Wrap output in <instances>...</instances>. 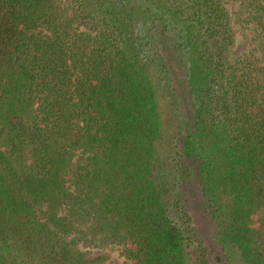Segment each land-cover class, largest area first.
I'll use <instances>...</instances> for the list:
<instances>
[{"label": "trees", "instance_id": "1", "mask_svg": "<svg viewBox=\"0 0 264 264\" xmlns=\"http://www.w3.org/2000/svg\"><path fill=\"white\" fill-rule=\"evenodd\" d=\"M195 205L264 264V0H0V264H211Z\"/></svg>", "mask_w": 264, "mask_h": 264}, {"label": "rangeland", "instance_id": "2", "mask_svg": "<svg viewBox=\"0 0 264 264\" xmlns=\"http://www.w3.org/2000/svg\"><path fill=\"white\" fill-rule=\"evenodd\" d=\"M227 6L234 20V26L236 27V42L232 48L230 56L233 58L251 48L254 43V40H252L254 29L251 27V23H245L241 20L243 14H239L236 3H228ZM188 194L190 196L198 195L197 190H194L193 188L189 190ZM192 210L194 212L193 217L195 223L206 243L207 254L210 258L211 264H221L218 257V247L215 245L211 236L212 225L208 216L203 212L201 206L199 207L195 205L192 207ZM123 248L124 246L120 244H109L101 247V249H104L109 255V259L105 264H130L131 261L124 255Z\"/></svg>", "mask_w": 264, "mask_h": 264}]
</instances>
